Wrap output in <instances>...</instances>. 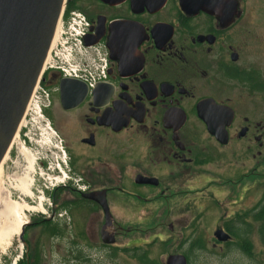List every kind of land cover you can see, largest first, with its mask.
<instances>
[{"label": "flooded vegetation", "instance_id": "1", "mask_svg": "<svg viewBox=\"0 0 264 264\" xmlns=\"http://www.w3.org/2000/svg\"><path fill=\"white\" fill-rule=\"evenodd\" d=\"M71 14L84 35L76 46L62 34L51 59L104 78L41 75L33 96L62 140L66 180L33 188L42 202L18 238L21 264H159L133 225L197 223L199 199L218 204L198 188L214 167L231 166L234 191L264 165V0H65ZM194 231L164 264H189Z\"/></svg>", "mask_w": 264, "mask_h": 264}, {"label": "rangeland", "instance_id": "2", "mask_svg": "<svg viewBox=\"0 0 264 264\" xmlns=\"http://www.w3.org/2000/svg\"><path fill=\"white\" fill-rule=\"evenodd\" d=\"M60 53H62L61 57L66 55L64 51H60ZM262 64L264 71V62ZM39 108L41 109V104L38 96H32L18 133L0 168V197L2 199L9 197L14 202H23L29 208L31 207L32 210H25L21 214L23 222L26 223L33 216V212L38 210L33 209V207L38 208L39 202H42V196L37 194L33 204V188L37 185L51 187L66 180V169L63 163L65 153L62 140L45 120L42 109ZM261 113L264 114V107H262ZM25 156L31 157L33 160L31 168L28 167ZM253 164L249 158L246 159L245 173L251 171ZM225 168L228 173L224 171ZM229 169L231 166L228 165L224 168L214 167L209 175L211 183L201 184L198 187L200 190L205 186V190L218 204L215 205L216 202L214 201L211 203L209 199H199V202L205 201L207 203L205 207L201 205L198 208L197 223L175 225L173 232H169L166 225H133V228L145 230L141 235L134 234L133 238L142 237L144 242L149 243L152 252L150 259L159 264H164L167 256L174 254L177 250L184 251L187 249L188 234L191 228H195L191 243L199 240L203 250L190 252L188 254L189 264H264V246L259 242L258 236L254 232L250 235L252 241L251 257H247L240 250L231 249V246L224 247L223 250L217 246L213 247L214 244H217L213 233L218 228L224 227L223 221H229L237 214L244 215L264 195V165L257 172V176L247 178L244 184L234 191L229 189L230 186L226 181L236 180L238 177L231 175L232 172ZM221 173L222 179L218 177ZM25 176H28L31 183V200L16 189L18 179ZM231 241L234 242L235 240L232 238ZM24 252L25 248L18 236H12L8 245L0 249V264H18ZM49 259V257L46 259L48 264H53L59 260L56 256L51 258L52 261Z\"/></svg>", "mask_w": 264, "mask_h": 264}, {"label": "water", "instance_id": "3", "mask_svg": "<svg viewBox=\"0 0 264 264\" xmlns=\"http://www.w3.org/2000/svg\"><path fill=\"white\" fill-rule=\"evenodd\" d=\"M64 1L0 0V165L39 82ZM214 238L226 242L231 236L217 229ZM166 264L187 263L183 256L173 255Z\"/></svg>", "mask_w": 264, "mask_h": 264}, {"label": "trees", "instance_id": "4", "mask_svg": "<svg viewBox=\"0 0 264 264\" xmlns=\"http://www.w3.org/2000/svg\"><path fill=\"white\" fill-rule=\"evenodd\" d=\"M258 225V226H257ZM226 230L235 240L229 242L231 249L240 250L247 257L252 256V241L250 235L257 234L259 242L264 246V195L261 200L248 212L229 224H226ZM192 248L197 251L203 250L200 241L192 243ZM190 261V259H188ZM22 260L18 264H21Z\"/></svg>", "mask_w": 264, "mask_h": 264}, {"label": "built area", "instance_id": "5", "mask_svg": "<svg viewBox=\"0 0 264 264\" xmlns=\"http://www.w3.org/2000/svg\"><path fill=\"white\" fill-rule=\"evenodd\" d=\"M62 34L69 36L76 46H78L79 40L84 35V27L82 22H80L78 15L71 14L66 20H63L62 17L59 19L55 40H57ZM43 70L56 71L63 77L80 79L89 87H93L97 81L104 78V69L100 65L82 72L77 68L68 67L63 61L51 59L50 56H48Z\"/></svg>", "mask_w": 264, "mask_h": 264}, {"label": "bare ground", "instance_id": "6", "mask_svg": "<svg viewBox=\"0 0 264 264\" xmlns=\"http://www.w3.org/2000/svg\"><path fill=\"white\" fill-rule=\"evenodd\" d=\"M25 160L28 163V167L31 168L33 164L31 157L29 158L25 156ZM3 161L1 165L3 164ZM30 188L31 183L28 179V176L18 179V185L16 186V189L27 198L30 195ZM25 210L27 211L32 209L23 202L18 203L12 201L9 197H6L5 199L0 197V249H3L8 245L12 236L19 235L21 226L26 223L23 222L24 220L21 218V214Z\"/></svg>", "mask_w": 264, "mask_h": 264}]
</instances>
